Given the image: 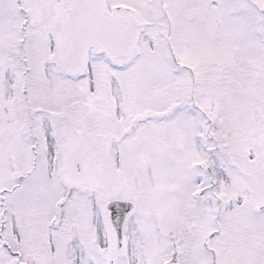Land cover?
I'll list each match as a JSON object with an SVG mask.
<instances>
[{"label": "snow or ice", "instance_id": "1", "mask_svg": "<svg viewBox=\"0 0 264 264\" xmlns=\"http://www.w3.org/2000/svg\"><path fill=\"white\" fill-rule=\"evenodd\" d=\"M0 264H264V0H0Z\"/></svg>", "mask_w": 264, "mask_h": 264}]
</instances>
